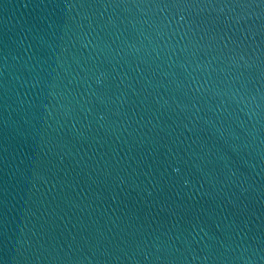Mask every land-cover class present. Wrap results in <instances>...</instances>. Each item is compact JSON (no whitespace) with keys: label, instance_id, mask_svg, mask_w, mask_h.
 Returning <instances> with one entry per match:
<instances>
[{"label":"water","instance_id":"1","mask_svg":"<svg viewBox=\"0 0 264 264\" xmlns=\"http://www.w3.org/2000/svg\"><path fill=\"white\" fill-rule=\"evenodd\" d=\"M180 2L0 0L3 264H264V5Z\"/></svg>","mask_w":264,"mask_h":264},{"label":"snow or ice","instance_id":"2","mask_svg":"<svg viewBox=\"0 0 264 264\" xmlns=\"http://www.w3.org/2000/svg\"><path fill=\"white\" fill-rule=\"evenodd\" d=\"M256 0H233V3L231 4H226L224 6H231V7H237L240 9H244L243 7H241L242 5L245 4H249V3H255ZM259 4L264 5V0H258ZM165 9L168 8H176V9H180V8H186V7H191V4L188 3H183L180 2V0H162L161 4H157ZM244 17H238L237 18V23L240 22L241 19H243ZM181 19H183V17H181ZM223 39V37H221ZM228 39H231V37H228ZM198 90V89H197ZM0 236H3V241H0V253H3L5 251V249L8 252V246H7V236L3 231H0ZM0 264H3V260H0Z\"/></svg>","mask_w":264,"mask_h":264},{"label":"clouds","instance_id":"3","mask_svg":"<svg viewBox=\"0 0 264 264\" xmlns=\"http://www.w3.org/2000/svg\"><path fill=\"white\" fill-rule=\"evenodd\" d=\"M156 7H161V6H159V5H156ZM178 170V169H177Z\"/></svg>","mask_w":264,"mask_h":264}]
</instances>
